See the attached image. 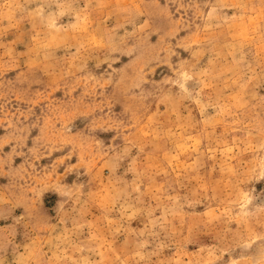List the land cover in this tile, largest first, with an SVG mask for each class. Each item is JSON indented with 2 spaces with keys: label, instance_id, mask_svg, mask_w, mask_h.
Returning a JSON list of instances; mask_svg holds the SVG:
<instances>
[{
  "label": "rangeland",
  "instance_id": "374dc122",
  "mask_svg": "<svg viewBox=\"0 0 264 264\" xmlns=\"http://www.w3.org/2000/svg\"><path fill=\"white\" fill-rule=\"evenodd\" d=\"M0 264H264V0H0Z\"/></svg>",
  "mask_w": 264,
  "mask_h": 264
}]
</instances>
